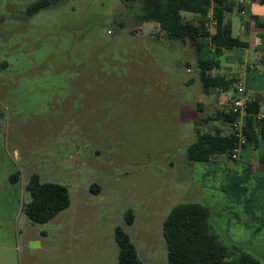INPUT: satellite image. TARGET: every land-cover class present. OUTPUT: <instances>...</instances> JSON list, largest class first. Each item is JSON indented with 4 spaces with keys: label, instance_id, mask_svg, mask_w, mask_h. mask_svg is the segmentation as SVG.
I'll return each mask as SVG.
<instances>
[{
    "label": "rangeland",
    "instance_id": "rangeland-1",
    "mask_svg": "<svg viewBox=\"0 0 264 264\" xmlns=\"http://www.w3.org/2000/svg\"><path fill=\"white\" fill-rule=\"evenodd\" d=\"M37 1L0 0V264H117V227L142 264H168L162 225L185 202L210 209L231 260L241 251L264 264L263 174L253 181L250 169L248 183L232 186L247 173L245 156L203 164L187 155L197 130L230 132L203 121L225 110L212 102L224 92L202 91L191 43L140 33L139 1L67 0L27 17ZM230 20L242 39L241 17ZM242 59L227 54L211 73L235 87ZM33 174L69 194L44 224L23 212Z\"/></svg>",
    "mask_w": 264,
    "mask_h": 264
},
{
    "label": "trees",
    "instance_id": "trees-1",
    "mask_svg": "<svg viewBox=\"0 0 264 264\" xmlns=\"http://www.w3.org/2000/svg\"><path fill=\"white\" fill-rule=\"evenodd\" d=\"M127 1L140 3V12L135 18L136 24L157 23L165 38L181 43H191L196 54V67L202 91L205 94H208L210 90L233 88L235 80H227L224 75H213L211 72L221 68V56L224 49L247 46L244 42L232 37L229 24L224 23L225 14H230L235 8L239 10L235 2L226 0ZM66 2L67 0H39L28 6L25 14L27 17H32L43 9H50ZM182 13L192 14L193 17L186 19ZM209 13L215 21L211 32L206 27ZM257 25L264 32V21L257 22ZM262 53L264 55V51ZM261 66L264 71V58ZM258 112L259 101L247 102V115L243 118L242 127L246 139L243 149L264 140L263 125L255 118ZM236 119L237 116L229 111H218L214 116L206 117L203 121L215 120L228 125ZM196 132L195 142L187 148V155L191 162L209 164L214 158L225 156L231 159L230 153L236 146L237 140L230 132L223 134L219 128H215L212 132L199 130ZM260 164L264 177V158L260 159ZM247 174L249 173H245L241 179L233 178L232 186H237L238 182L248 183L250 175ZM18 177V173L14 174L10 181L15 182ZM91 188L94 192H99L97 186ZM25 190L29 193L30 201L24 204L23 212L32 223L44 224L68 208L70 204L65 186L43 183L36 174L30 176ZM245 200L247 201L246 198ZM210 217V209L197 202L180 203L172 208L162 225L168 264H261L241 251H238V256L231 260L227 247L213 230ZM125 221L127 225L133 224L132 211L128 210L125 213ZM114 239L118 247L117 264H142L129 236L120 227L115 228ZM211 253L222 255L219 258H212Z\"/></svg>",
    "mask_w": 264,
    "mask_h": 264
},
{
    "label": "crops",
    "instance_id": "crops-1",
    "mask_svg": "<svg viewBox=\"0 0 264 264\" xmlns=\"http://www.w3.org/2000/svg\"><path fill=\"white\" fill-rule=\"evenodd\" d=\"M241 10H243L244 12L243 14L240 13ZM233 14H238V16L241 17L242 19V23L240 25L241 26L240 35H242V39H239V38L237 39L241 42H244L247 46L224 49L223 55L221 56V60L222 58H226L227 54H234L236 56V51H243V59L238 60L240 63L241 71L239 73V76L237 79L238 81L235 87L229 90H224V91L222 90V92L224 93H220L217 96V98L214 97V99H212L213 100L212 102H213V105H215L214 101H216L217 104H220L221 106L223 105L226 107L225 110H222L223 107H221V110L217 108L216 113L218 111L228 112V109H229L228 101L231 98V96H233L234 90L239 85L243 86L244 91H245V97L248 102H251L253 100L259 101L258 115H261L263 117V119L261 120V124L263 125V129H264V86H260L259 82L256 81V76L262 77L264 80V73H259L257 75V68H252L253 66H258L259 69L262 68L261 61L264 58L263 53L260 54V51L261 52L264 51V32L257 25V22L264 21V2L262 0H250L248 5H246L243 9L239 8L238 10L235 8L230 14H225L224 23L229 24L230 29H231V35H232V28H231L230 18ZM182 16L186 19H191L193 17V15L189 13H182ZM136 28L138 29L140 33H143L144 36H152L154 33L157 34L158 32H161L158 24L154 22H144L142 24H137ZM212 28H211V31H212ZM232 37L234 36L232 35ZM248 57L249 58L251 57L252 60L253 59L259 60L258 61L259 65L249 63L251 62L250 61L251 59L248 61ZM231 60L237 61V57L231 58ZM230 79H233L236 81V79L233 77ZM249 87L253 88V90L255 91L253 95H250L248 93L247 89ZM228 91L231 92L230 96L225 94ZM212 92L213 90L209 91L208 94H211ZM221 126L222 125H219L217 128L221 129ZM243 156H245V159H246L244 163L246 164L247 162H249L250 164L247 167L245 166V169L249 174H250V169H251V173L253 175V181H254V175L256 173H262L260 159L264 158V140L260 141L256 145H251V146H248L246 149H244V151L242 152L239 158H243Z\"/></svg>",
    "mask_w": 264,
    "mask_h": 264
},
{
    "label": "built area",
    "instance_id": "built-area-1",
    "mask_svg": "<svg viewBox=\"0 0 264 264\" xmlns=\"http://www.w3.org/2000/svg\"><path fill=\"white\" fill-rule=\"evenodd\" d=\"M229 2H235V4L240 8L243 9L250 0H226ZM264 1V0H262ZM243 14V10L240 11ZM215 25V21L211 13L208 15V22L206 23V27L208 31H211V28ZM247 99L245 97V91L243 86L239 85L236 87L233 96H231L230 100L228 101V111L231 112L233 115L237 116V119L231 121L228 124L230 134L237 140L236 146L231 150L230 156L231 160H237L238 157L241 156L242 152L244 151L243 146L246 143L245 136L243 134V118L247 115ZM257 121H261L263 117L261 115H255Z\"/></svg>",
    "mask_w": 264,
    "mask_h": 264
}]
</instances>
